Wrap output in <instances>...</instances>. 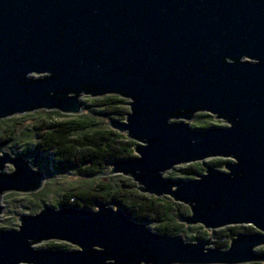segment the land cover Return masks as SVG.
<instances>
[{"label": "water", "instance_id": "obj_1", "mask_svg": "<svg viewBox=\"0 0 264 264\" xmlns=\"http://www.w3.org/2000/svg\"><path fill=\"white\" fill-rule=\"evenodd\" d=\"M88 95L128 99L125 120L108 125L136 143L133 157L99 176L121 174L141 193L186 205L179 223L256 231L218 249L212 235L160 234L108 203L44 204L19 215L17 229H0V264L264 262V0H0V120L80 115ZM196 113L227 126L193 129ZM208 158L232 161L165 177ZM43 185V171L0 147V215L3 194ZM50 240L73 248L34 247Z\"/></svg>", "mask_w": 264, "mask_h": 264}, {"label": "trees", "instance_id": "obj_2", "mask_svg": "<svg viewBox=\"0 0 264 264\" xmlns=\"http://www.w3.org/2000/svg\"><path fill=\"white\" fill-rule=\"evenodd\" d=\"M83 104L85 109L81 115H68V119L40 127L41 131L37 133L34 146L31 149L29 146L23 148L19 155L30 160L35 168H39L48 177H51L52 173L76 170L81 175L92 178L107 172L114 162L133 157L135 141L100 120L101 116L125 119L128 111L126 99L117 95L98 97L88 95ZM52 113L62 115L57 111ZM13 139L11 132L0 135V147L10 145ZM225 163L221 159H216L212 165L224 168ZM202 170L203 167L199 163H191L180 169V172L193 175ZM44 192L45 189H42L36 194H28L26 197L33 198L27 207L32 211L41 207L44 199L39 198ZM38 196L39 198H36ZM104 203L122 209L136 221L154 224V230L164 235L180 233L185 224L179 223V218L189 213L188 207L174 202L169 197L158 198L139 192L132 179H127L123 187L118 188L100 181L95 189H70L56 201L59 206H75L90 210H95ZM194 229L196 234L190 235L189 240L201 241L212 235V244L218 249L228 248L230 240L239 233L256 231L252 226L243 225L223 227L213 232L205 230L200 225ZM47 248L73 247L63 242H51ZM258 252L264 254V247Z\"/></svg>", "mask_w": 264, "mask_h": 264}, {"label": "rangeland", "instance_id": "obj_3", "mask_svg": "<svg viewBox=\"0 0 264 264\" xmlns=\"http://www.w3.org/2000/svg\"><path fill=\"white\" fill-rule=\"evenodd\" d=\"M81 101H86V96H82ZM128 99H126V106L128 107ZM84 105V104H83ZM85 109V106H84ZM57 110H37L32 112H27L24 114H17L5 119L0 120V135H4L8 132L13 134L14 139L11 141L10 145H6L5 150L11 152L14 156H19V152L25 148L30 147V149L34 146L35 141L37 140V133L41 130L39 129L43 125H49L54 121H60L68 119V115L72 116L73 114H65L57 115L52 113ZM81 115V114H80ZM207 113H196L191 121H188L190 126L193 129H204L211 126H227V124L220 119H215L214 116L209 115ZM77 116V115H73ZM100 120L106 123L107 126L110 120H120L124 121L125 119H119L116 116H101ZM186 121V120H185ZM216 159H221L224 162H231L230 159H222V158H208L205 161L197 162L202 165L203 170L198 173H203L205 169L209 166L215 167L212 165V162ZM30 161V160H29ZM31 162V161H30ZM35 166L33 163H31ZM188 164H183L176 166L175 168L166 172L165 177L171 178L173 180H186L194 178L193 175H185L180 172V169L186 167ZM218 170H225L223 167H215ZM36 169L40 170L36 167ZM6 170L12 171L13 166L11 164H6ZM48 177L44 174V185L42 189H45L44 194L39 199H44V204H48L54 208H59L60 206L56 204V201L61 199L63 193L70 189H95L100 181L104 183L111 184L114 188L123 187L124 182L127 179H130L121 174H113V175H103L97 177H86L81 175L79 172L75 171H66L60 173H52ZM100 180V181H99ZM41 189V190H42ZM39 192V191H38ZM36 192V193H38ZM35 193V194H36ZM33 194V193H31ZM29 194V195H31ZM28 194L23 193H5L2 195L1 203L4 207V212L0 215V229H17L19 226L18 216L22 214H34L38 212L43 207V202L41 207L35 208V210L29 209L27 207L29 205L30 200L33 197H26ZM167 197V196H163ZM172 200V199H171ZM180 204V203H179ZM183 205V204H181ZM187 207L186 205H183ZM187 215V214H185ZM149 227L154 230V224H148ZM183 225V224H182ZM198 225H183V229L180 232L183 236L189 240L190 235L196 234V230L194 227ZM245 226V225H243ZM247 227V226H246ZM155 231V230H154ZM191 241V240H189ZM61 243L60 241H43L39 244L34 245L37 249L47 248L49 243ZM212 247L213 244H211ZM264 246H260L257 249L259 251ZM250 264V263H248ZM264 264V262H262Z\"/></svg>", "mask_w": 264, "mask_h": 264}]
</instances>
